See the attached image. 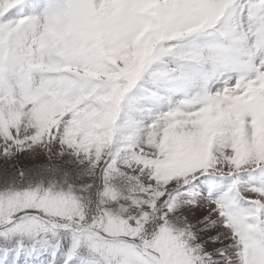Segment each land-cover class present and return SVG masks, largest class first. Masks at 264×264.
<instances>
[{"label":"snow or ice","instance_id":"1","mask_svg":"<svg viewBox=\"0 0 264 264\" xmlns=\"http://www.w3.org/2000/svg\"><path fill=\"white\" fill-rule=\"evenodd\" d=\"M0 264H264V0H0Z\"/></svg>","mask_w":264,"mask_h":264}]
</instances>
